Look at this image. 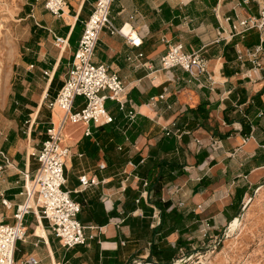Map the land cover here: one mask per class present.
I'll list each match as a JSON object with an SVG mask.
<instances>
[{
	"label": "crops",
	"instance_id": "crops-1",
	"mask_svg": "<svg viewBox=\"0 0 264 264\" xmlns=\"http://www.w3.org/2000/svg\"><path fill=\"white\" fill-rule=\"evenodd\" d=\"M95 2L65 0L61 14L53 15L44 0H23L5 82L6 117L0 118V224H14L25 185L38 168L34 154L47 129L64 117L48 103L67 78ZM111 16L116 27L125 33L131 28L140 38L134 46L103 30L94 52L93 61L127 85L125 107L107 100L112 122L68 120L62 129V143L70 148L64 189L80 203L77 218L91 238L87 245L66 248L47 220L30 213L26 236L16 243L15 264L31 258L36 264H156L155 258L146 261L151 239L178 247L171 261L176 264L181 253L195 251L189 248L192 235H186L230 225L244 199L264 187V80L249 75L250 62L240 58L255 45L264 47V30L240 33L238 25L258 16L256 0H115ZM55 36L65 44L56 45ZM174 44L198 50L206 72L165 70L160 57ZM84 102L77 96L72 110ZM170 136L178 150H159ZM163 158H176L182 172L172 181L164 178L159 193L147 191L139 175ZM82 176L88 183H81ZM160 207L181 213L183 223L171 232L162 227L153 238ZM188 215L193 217L186 220Z\"/></svg>",
	"mask_w": 264,
	"mask_h": 264
},
{
	"label": "built area",
	"instance_id": "built-area-1",
	"mask_svg": "<svg viewBox=\"0 0 264 264\" xmlns=\"http://www.w3.org/2000/svg\"><path fill=\"white\" fill-rule=\"evenodd\" d=\"M114 1L96 0L94 3L91 14L84 22V29L73 54L72 66L67 78L55 98L48 103L50 108L58 107L63 110L64 117L57 125H51L47 129L46 139L34 154L38 168L29 184L25 185L23 203L16 206L13 215L14 224H0V264H15L16 243L24 240L26 236L24 219L30 213L47 220L52 233L66 248L87 245L88 239L91 238L86 234L85 226L77 218L81 209L80 203L64 189L66 182L64 165L70 156V148L62 143V129L68 120L95 125L110 123L113 118L105 107L107 100L115 101L119 109L125 107L127 85L117 74L110 72L107 66L93 61L95 48L103 30L124 36L131 45L140 44V38L131 31V28L125 33L124 27L114 25L111 16V6ZM256 2L258 16L239 20L240 33L252 28L264 30V0H256ZM64 5L65 0H44L45 8L53 15H60ZM233 30L238 31V27L233 25ZM65 42L66 39L55 36L56 45H64ZM263 54L264 47L260 43L247 49L240 58L245 57L250 62L249 75L264 80ZM160 64L165 70L179 67L196 75L207 70L206 59L200 52L198 50L187 52L182 44L170 46L160 57ZM77 96H82L85 102L81 109L73 111L74 99ZM132 114L129 112V116ZM86 134H89L88 129ZM80 181L82 184L88 183L84 176L80 177ZM89 183H95V180L91 179ZM2 203L8 206L5 200H2ZM27 262L36 264L37 261L31 258Z\"/></svg>",
	"mask_w": 264,
	"mask_h": 264
},
{
	"label": "rangeland",
	"instance_id": "rangeland-1",
	"mask_svg": "<svg viewBox=\"0 0 264 264\" xmlns=\"http://www.w3.org/2000/svg\"><path fill=\"white\" fill-rule=\"evenodd\" d=\"M22 3L23 0H0L1 119L6 117L2 111L6 102L4 99L5 82L14 58L17 18ZM7 125L5 124V128L8 127ZM1 137L0 135V141ZM244 200V205H241L236 215L241 217L239 226L230 230L229 223H227L218 232L208 229L192 231L186 237L192 235L193 242L189 248L195 251L187 255L180 252L181 257L178 258L176 264H264V187ZM134 264L149 263L138 261Z\"/></svg>",
	"mask_w": 264,
	"mask_h": 264
},
{
	"label": "trees",
	"instance_id": "trees-1",
	"mask_svg": "<svg viewBox=\"0 0 264 264\" xmlns=\"http://www.w3.org/2000/svg\"><path fill=\"white\" fill-rule=\"evenodd\" d=\"M112 122V121H111ZM130 137V134H128ZM169 136V135H168ZM178 144L174 137L170 136L168 138H164L159 145V150L164 152H175L178 150ZM138 164V163H137ZM140 169V166L137 165ZM138 169V170H139ZM157 171V173H156ZM182 172V164H180L176 158H163L159 160L157 163L154 161L150 164L144 172L139 175L141 178L140 184L147 191L155 190V193H159L160 188L162 187V182L164 178L168 181H172L175 176ZM140 174V171H138ZM157 206H160L158 202H155ZM78 216V215H77ZM160 217L161 221L158 227L152 230V236L154 238L155 233L159 232L158 230L162 227H166L168 232L173 231L175 229L180 228L182 222V215L175 210L167 212L165 207H160ZM193 217V215H188L186 220ZM178 252V247H171L166 243L160 244V242H156L154 240H150L149 243V256L146 258V261L152 262V259L155 258L157 260L156 264H172L171 261L176 258ZM115 264H123L121 262L116 261Z\"/></svg>",
	"mask_w": 264,
	"mask_h": 264
},
{
	"label": "bare ground",
	"instance_id": "bare-ground-1",
	"mask_svg": "<svg viewBox=\"0 0 264 264\" xmlns=\"http://www.w3.org/2000/svg\"><path fill=\"white\" fill-rule=\"evenodd\" d=\"M128 32H129V29H128ZM127 32V33H128ZM58 108V107H57ZM249 200V199H248ZM251 202V201H250ZM240 222H241V217H235L234 220L230 223L229 225V229L230 230H234L237 226L240 225ZM230 232V231H229Z\"/></svg>",
	"mask_w": 264,
	"mask_h": 264
}]
</instances>
